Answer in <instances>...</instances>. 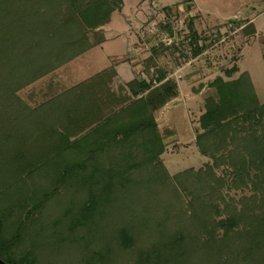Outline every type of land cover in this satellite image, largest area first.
<instances>
[{
  "label": "trees",
  "instance_id": "trees-1",
  "mask_svg": "<svg viewBox=\"0 0 264 264\" xmlns=\"http://www.w3.org/2000/svg\"><path fill=\"white\" fill-rule=\"evenodd\" d=\"M123 6L124 0H0V258L6 264H66L63 255L75 257H67L60 245L84 240L81 229L97 233L95 223L99 225L97 218L104 214L107 220L125 221L116 238L118 250L134 248L138 264H221L215 261L219 256L211 255L212 242L220 246L215 255L225 251L229 262L264 264V184L251 176L246 156L247 152L253 163L258 159L255 168L264 166V103L248 73L233 76L238 65L207 84L204 109L194 126L201 152L215 158V164L231 158L235 178L246 176L256 191L248 200L241 199L239 213L219 219L213 215L220 214L218 206L199 198L195 188L189 192L182 182L186 194L194 197L191 215L180 212L176 200L181 201V193L166 179L168 170L162 163L155 180L143 176V166L161 162L164 151L154 113L178 95L176 82L158 66L159 55L172 45L153 46L145 61L149 78H133L119 91L110 86L117 75L111 68L46 105L33 108L18 95L103 43L101 27ZM230 23L242 27L247 22ZM169 25L163 28L171 35ZM255 28L248 23L241 33L255 34ZM192 36L193 54L199 55L206 46L199 44L196 32ZM259 38L264 42V34ZM220 150L223 153L216 156ZM104 156L116 167H103ZM193 174L187 170L181 176ZM261 177L264 180V170ZM138 180L147 191L136 188ZM218 181L224 183L225 178ZM22 183L31 186L25 189ZM150 186L154 198L162 196L157 198L160 203L138 204L142 196L151 202L145 194ZM137 210L144 212L141 217L133 214ZM175 219L177 226H170ZM140 234L146 241L138 243ZM116 251L91 249L80 258L84 264H121Z\"/></svg>",
  "mask_w": 264,
  "mask_h": 264
},
{
  "label": "rangeland",
  "instance_id": "rangeland-1",
  "mask_svg": "<svg viewBox=\"0 0 264 264\" xmlns=\"http://www.w3.org/2000/svg\"><path fill=\"white\" fill-rule=\"evenodd\" d=\"M167 6L170 7V12L166 10ZM233 19L247 22L242 27L253 22L256 33L243 36L242 27L230 23V20ZM165 25L172 26L173 34L169 35L168 30L163 28ZM191 25L193 26L192 30ZM101 28L102 34L106 37L103 43L97 44L27 85L18 92L20 98L33 108L43 103L46 105L48 104L47 100L70 92L90 77L111 68H116L117 75L113 82H110V86L119 91L121 86H125L126 82L133 78H149L145 69V61L152 54L153 46H157L161 42L172 45L171 49L165 50L159 55L158 66L168 72L167 79L170 78L176 82L178 95L154 113L159 132L164 136V151L161 155V162L156 161L143 166V176L146 179L151 177L155 180L156 172H160L162 169L160 165L162 163L168 170L166 179H170L181 193V201L176 200V202L179 207H182L180 212L184 215L190 216L192 213L190 202L194 196L186 193L194 188L199 190V198L203 197L211 204L218 206L220 214L213 213L217 219L225 218L231 213H239L243 208L241 199L248 200L256 193L253 182L246 176H243V180H239V177L235 178L234 172L236 171L233 172L235 167L231 163V158L228 157L223 161L220 159L215 164V158L203 154L196 141L194 126L204 109L205 98L203 95L207 84L217 75H224V70L234 65H238L239 71L233 76L238 77L243 72L248 73L260 102L264 103V42L262 38H259L261 34H264V0H124L123 8L115 11L110 22ZM195 32L200 38L199 44L206 46L199 55H194L192 50L191 40ZM93 40H95L94 36ZM46 110L48 111V108ZM137 150L139 151V149ZM138 151L135 150V153L138 154ZM221 153L223 150L216 153V156L220 157ZM246 156L247 161L251 162L249 163L253 170L251 176H258L255 178L256 182L263 185L264 180L261 176L264 166L261 169L255 168L254 166L260 163L258 159L253 163L247 152ZM106 157L104 156L105 163H102V166L116 167L113 164L115 161L111 162ZM209 165L213 169L211 176ZM187 170L194 174L188 175V178L182 177L181 173ZM177 175L181 177L176 178ZM222 177L225 178L224 183L218 181ZM139 180L135 185L136 188L143 187V190L147 191L148 187L145 188V184L142 185ZM181 182L186 185L188 191L182 188ZM21 185L25 189L31 186V184L25 186L23 183ZM151 186L153 185L151 184ZM151 186L149 192H145V194H149L151 202L147 200L148 196H142L140 203L137 202L138 204L160 203L162 196H157V198L160 197V200L154 198V194L150 190ZM81 198H85V195H82ZM130 203L129 197L126 204L130 205ZM213 208L211 206V213L214 212ZM136 213L138 217H141L144 212L137 210L133 214ZM211 213L208 216H211ZM144 216H148V213H145ZM106 217L102 214L99 219L97 218L98 222L101 220L99 225L95 223L100 229L97 233L81 229L79 233L85 234L84 240L81 239L80 242L66 241L60 245V251H65L68 254L67 257H71V254H74L75 257V260L72 257L71 260L63 255L65 260L63 258L62 260L66 264H84V260L80 257L85 256L91 249L92 251L94 249L102 251L106 247H110L112 252L117 250L116 253H119L117 262L138 264L139 254L134 248L131 252L124 250V253L122 250H118L119 243L116 238L120 228L125 225V221L120 219L111 221ZM175 222L176 219L170 226L176 227L177 223ZM95 225H91V228ZM132 228L134 230L135 226ZM138 228L139 225L137 230ZM141 230H143L142 227L139 232ZM191 232L194 233V231ZM217 232L222 233V230L217 229ZM86 235H89L88 238ZM140 236L141 240L138 239V243L146 241L145 235L140 234ZM203 237L205 238L206 235L204 234ZM142 243L144 244V242ZM212 243L211 255L219 256L215 261H219L221 264H236L227 260L225 251L215 255L220 246L216 242ZM56 259L60 260L59 257ZM111 264L116 263L112 262Z\"/></svg>",
  "mask_w": 264,
  "mask_h": 264
},
{
  "label": "water",
  "instance_id": "water-1",
  "mask_svg": "<svg viewBox=\"0 0 264 264\" xmlns=\"http://www.w3.org/2000/svg\"><path fill=\"white\" fill-rule=\"evenodd\" d=\"M0 264H6V262L2 258H0Z\"/></svg>",
  "mask_w": 264,
  "mask_h": 264
}]
</instances>
